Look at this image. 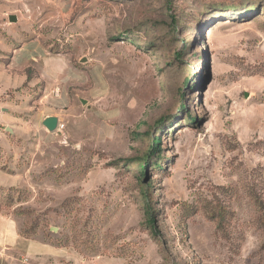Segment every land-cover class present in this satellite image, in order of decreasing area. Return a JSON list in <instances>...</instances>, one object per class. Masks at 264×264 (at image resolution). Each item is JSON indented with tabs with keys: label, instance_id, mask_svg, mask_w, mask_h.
I'll use <instances>...</instances> for the list:
<instances>
[{
	"label": "rangeland",
	"instance_id": "rangeland-1",
	"mask_svg": "<svg viewBox=\"0 0 264 264\" xmlns=\"http://www.w3.org/2000/svg\"><path fill=\"white\" fill-rule=\"evenodd\" d=\"M169 2L0 0L2 63L36 38L96 84L15 159L0 143V217L53 248L0 264H264V0Z\"/></svg>",
	"mask_w": 264,
	"mask_h": 264
},
{
	"label": "crops",
	"instance_id": "crops-1",
	"mask_svg": "<svg viewBox=\"0 0 264 264\" xmlns=\"http://www.w3.org/2000/svg\"><path fill=\"white\" fill-rule=\"evenodd\" d=\"M0 56V127L9 129V136L0 131L2 153L18 156L21 145L11 138H33L47 116H56L58 107L74 108L75 100L83 88L94 87L93 75L86 66L72 63L71 56L62 52H49L39 39L26 40L13 48L2 63ZM96 85V84H95ZM71 112V111H70ZM35 126V127H34ZM46 131V130H45ZM18 178L0 169V186L17 185ZM22 250L27 256H44L53 251L43 242L26 240L19 235L15 224L8 217H0V249Z\"/></svg>",
	"mask_w": 264,
	"mask_h": 264
},
{
	"label": "trees",
	"instance_id": "trees-1",
	"mask_svg": "<svg viewBox=\"0 0 264 264\" xmlns=\"http://www.w3.org/2000/svg\"><path fill=\"white\" fill-rule=\"evenodd\" d=\"M170 0H165V2L167 3V7H170ZM174 26V23H173ZM183 52L182 51H177L175 54V57L177 60H179L182 56ZM184 108H186V106H184ZM162 118H160L159 121H161ZM158 121V123H159ZM160 136L159 135H155L153 137H151V143L150 146L148 148V152L146 153V158L144 160H141V166H140V172L142 174H145V169H146V165L148 163V158L149 157H156V159H159V157H161V142H160ZM156 164V162H155ZM157 166V165H156ZM147 192H145L142 197H143V203L145 204V212L147 213V219H148V223L150 227L155 228V224H154V217L152 214V211L150 210V199L148 198ZM31 232H34V230H32Z\"/></svg>",
	"mask_w": 264,
	"mask_h": 264
},
{
	"label": "water",
	"instance_id": "water-1",
	"mask_svg": "<svg viewBox=\"0 0 264 264\" xmlns=\"http://www.w3.org/2000/svg\"><path fill=\"white\" fill-rule=\"evenodd\" d=\"M9 19L14 20L15 17L10 16ZM81 102L84 103L85 100L82 99ZM57 122H58V118L56 116H47L44 118L42 124L48 131H54L56 129ZM53 229H55V228H53Z\"/></svg>",
	"mask_w": 264,
	"mask_h": 264
},
{
	"label": "built area",
	"instance_id": "built-area-1",
	"mask_svg": "<svg viewBox=\"0 0 264 264\" xmlns=\"http://www.w3.org/2000/svg\"><path fill=\"white\" fill-rule=\"evenodd\" d=\"M63 126H64V124L58 121L55 130H58L59 131V130H61L63 128Z\"/></svg>",
	"mask_w": 264,
	"mask_h": 264
}]
</instances>
